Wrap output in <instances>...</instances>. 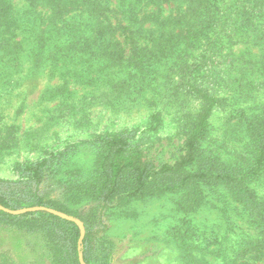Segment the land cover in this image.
Returning a JSON list of instances; mask_svg holds the SVG:
<instances>
[{
	"label": "rangeland",
	"instance_id": "1",
	"mask_svg": "<svg viewBox=\"0 0 264 264\" xmlns=\"http://www.w3.org/2000/svg\"><path fill=\"white\" fill-rule=\"evenodd\" d=\"M6 1L10 8L3 7L0 34V178L17 180L19 166L74 146L61 176L86 180L95 172L94 140L101 134L132 133V142L150 157L170 161L202 107L188 88L195 83L220 99L200 142V159L188 169L210 179L112 200L102 214L106 229L98 236L110 249L102 264H223L225 256L239 258L238 264H264V170L240 182L224 183L213 174L229 170L236 176L253 167L251 134L264 125V10L250 15L254 0H193L189 10L187 1L177 6L175 0H104L106 22L144 19V27L153 30L160 18H168L164 25L173 32L154 33L166 50L154 45L157 56L145 77L133 75L125 59L134 51L127 47L125 66L112 65L101 79L99 54L75 51V57L62 59L38 41L54 2L68 9L56 18L62 25L87 18L96 0ZM200 17L206 37L192 44L186 27ZM137 40L142 47L153 45L145 36ZM47 190L78 219L93 204L86 199L70 204L58 186ZM25 237L0 226V254L8 253L16 264H51L44 242Z\"/></svg>",
	"mask_w": 264,
	"mask_h": 264
},
{
	"label": "trees",
	"instance_id": "2",
	"mask_svg": "<svg viewBox=\"0 0 264 264\" xmlns=\"http://www.w3.org/2000/svg\"><path fill=\"white\" fill-rule=\"evenodd\" d=\"M34 1L30 0L31 4H34ZM103 1L96 0L91 3L87 18L81 16L79 22L66 21L62 25L56 24V18L68 9L65 5H56L54 2L50 16L51 21L47 25V29L40 32L38 41L43 46L47 44V50L50 52L55 54L60 52L62 59L75 57V51L81 55L99 54V59L103 62L98 67L101 79L108 76V69H111L112 65H124L122 62L125 58V51L127 47H131L134 53L125 60L128 61V66L134 70V76L145 77L152 70V63L157 56L153 49L154 45L160 47L161 51L166 50L159 39L166 36V33L173 32V29L168 30L164 25L168 18L162 20L160 18L158 28L153 30L144 27V19H133L127 25H115L111 21H104L106 17L103 18L105 14V9L102 7ZM175 1L177 6H182L181 3L187 1L189 10L193 0ZM8 2L0 0V34L5 31L2 13L4 6L10 8ZM200 4L202 5L203 1ZM263 6L264 0H254L251 7L253 13L250 15L263 11ZM8 21L11 22V20ZM75 27H79L76 31L78 33L74 32ZM196 27L197 30L192 33ZM199 27H207L202 17H200V22L189 24V27H186L188 28L186 38L191 39L192 44L205 40L204 36L206 37V35ZM157 30H161V36L155 38L154 33ZM180 31L182 29L176 34H181ZM119 35L122 36V39L119 38ZM137 36L152 39L153 45L150 47L148 45L140 46ZM59 39L62 40L60 45ZM188 88L202 101V107L195 115L189 130L184 134L183 143L174 159L163 162L150 157L144 149L132 142V133L101 134L94 140L96 143L94 146L95 172L86 180L73 174L62 178L61 166L70 160L74 147L68 146L62 151L50 153L41 160L19 166L20 178L17 180L0 178V226L15 228L22 231V234L24 233L27 237L32 235L34 239L44 242L43 245L47 250L51 264H82L80 254L83 255L87 264H102L105 258L104 253L109 250L107 254H110V249L98 236L106 229L107 225L102 214L105 209L111 206L112 200L117 197H140L148 192L153 193V188L154 191L174 190L199 179H210V176L204 173H190L188 169L200 159V142L207 134L209 117L220 99L195 83H190ZM154 118L157 119L158 116L154 115ZM156 126L157 123L153 124L151 128ZM251 137L256 148L253 167L250 171L241 172L236 176L229 170L227 172L215 171L213 174H216L221 182L233 180L240 182L247 175L253 176L263 172L264 125L255 128ZM50 186L64 189L68 194L67 200L70 204L81 203L82 199L93 203L89 209L76 215L83 221L86 228L82 241L80 227L75 221L65 219L50 210L12 214L1 208L17 210L44 206L68 214L74 213L58 203V198L53 199L47 194V189ZM261 233L264 235V230ZM27 237H25V241ZM31 242L32 239L28 241L29 244ZM222 259L223 264H238L240 262L239 258L232 256H225ZM0 264H16V262L8 253H1Z\"/></svg>",
	"mask_w": 264,
	"mask_h": 264
},
{
	"label": "water",
	"instance_id": "3",
	"mask_svg": "<svg viewBox=\"0 0 264 264\" xmlns=\"http://www.w3.org/2000/svg\"><path fill=\"white\" fill-rule=\"evenodd\" d=\"M1 208L6 210V211H8V212H10V213H12V214H22V213L29 212V211L44 210V209L50 210L51 212H53V213L65 218V219L75 221L79 225L80 230H81V241L84 238L85 233H86V228H85V225H84L83 221H81L78 218L72 217V216H70V215H68V214H66L65 212H62V211L50 209V208H47V207H44V206L27 207V208H22V209H17V210H10V209L4 208V207H1ZM80 261H81L82 264H87L84 261V258H83L82 254H80Z\"/></svg>",
	"mask_w": 264,
	"mask_h": 264
}]
</instances>
